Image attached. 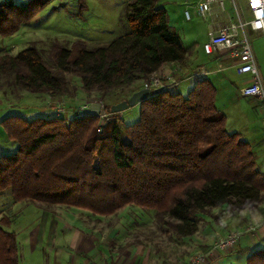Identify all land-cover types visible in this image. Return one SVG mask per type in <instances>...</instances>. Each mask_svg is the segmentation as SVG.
Segmentation results:
<instances>
[{
	"label": "trees",
	"instance_id": "1",
	"mask_svg": "<svg viewBox=\"0 0 264 264\" xmlns=\"http://www.w3.org/2000/svg\"><path fill=\"white\" fill-rule=\"evenodd\" d=\"M49 1H2L0 37L30 23ZM78 1L85 9L86 1ZM159 1L129 0L130 31L107 44L88 48L77 39L65 48L55 41L50 62L36 45L0 54V80L6 84L0 89L15 97L24 90L73 96L76 88L66 78L73 73L86 92L107 95L140 89L170 62L186 65L195 46H185ZM171 89L140 102L137 120L123 130L117 120L101 125L99 116H5L0 125L18 147L0 156V193L10 188L16 201L101 216L132 204L155 209L164 233L179 237L195 234L209 216L221 223L216 208L239 214L258 207L264 173L250 143L228 131L226 115L216 106V86L204 77L187 94ZM10 222L0 226V264H21L17 234L4 228ZM247 264H264V249L251 252Z\"/></svg>",
	"mask_w": 264,
	"mask_h": 264
},
{
	"label": "rangeland",
	"instance_id": "2",
	"mask_svg": "<svg viewBox=\"0 0 264 264\" xmlns=\"http://www.w3.org/2000/svg\"><path fill=\"white\" fill-rule=\"evenodd\" d=\"M2 1L5 0H0V3ZM25 1L27 0H15L16 3ZM85 1L86 7L81 10L78 0H50L38 18L25 26L26 29L23 28L24 30H20L12 38L0 37V54L4 52L16 53L23 48L36 45L43 49L44 58L50 62L48 55L55 41H59L63 47L69 48L75 40L83 39L88 48H94L101 44H107L116 36L130 31L127 19V2L129 0ZM199 1H159V5L166 9L168 17H170V26L173 30L180 35H184L186 31L197 33L196 37L201 45L195 46L193 53L186 62V66L195 68L203 63L207 67L212 65L209 62L210 56L203 49V43L207 39L205 37L207 23L197 11ZM238 2L245 17L250 18L247 0H238ZM227 6L232 9L229 3ZM185 9L192 12L191 20L186 19ZM184 41L185 46L191 44L189 39H184ZM163 73H167V71ZM212 77H227L228 87L231 88L228 91L234 93L241 82L239 81L240 77L244 76H239L232 70L229 73L225 72ZM66 78L77 91L76 85L80 84V77L73 73H67ZM0 83L3 85V80H0ZM218 83H216L217 87L221 88ZM187 89L188 83H183L171 90L185 93ZM76 91L73 96L67 97H74ZM10 92V90L6 91L1 87L0 104L5 106L6 102H17L15 96L11 95ZM132 92L127 89H113L104 95L100 91H93L89 93L86 101L89 99H96L98 102L102 100L106 106L128 98ZM26 101H32L29 102L30 109L37 107V102H34L32 98H27ZM86 101H77L75 106L70 108L64 98L51 97L48 104L52 109V114H45L44 116L56 115L58 107L64 106L66 111H63L60 116L74 117L79 106ZM220 111L225 114V111ZM138 116L139 107L135 105L123 112L111 114L109 121L117 120L119 127L123 130L128 124L137 120ZM0 134L2 135L0 137V156L1 154L14 153L18 143L9 139L1 126ZM7 141L11 144L8 145ZM12 145H15L14 149H10ZM155 214V209H147L132 204L122 208L114 215L101 216L73 206L16 201L10 188L0 193V226H3L2 220L7 221L9 219L11 221L10 225L4 226V228L17 234L21 264H78L77 259L79 261L81 257L82 260L84 254L90 255L89 252L97 256V258L92 256L93 264H131V261L135 257L137 258L138 254L141 257L145 256L147 246H150V251L164 250L165 256H169L168 259L173 258L174 254L179 255L178 253L183 250L188 253L192 252L189 257L198 251H204L201 247H194L191 250L192 248H189L188 245H172L170 243L171 236L164 233ZM114 232L119 236L112 238ZM175 238V235L172 236V240ZM92 246H95L94 250L89 251ZM56 252L59 254L58 256H56ZM61 253H65L68 258L60 260ZM140 260L141 258L138 260V264L141 262ZM84 261H89L88 257H85Z\"/></svg>",
	"mask_w": 264,
	"mask_h": 264
},
{
	"label": "crops",
	"instance_id": "3",
	"mask_svg": "<svg viewBox=\"0 0 264 264\" xmlns=\"http://www.w3.org/2000/svg\"><path fill=\"white\" fill-rule=\"evenodd\" d=\"M229 6H231L230 3ZM248 12L250 14L249 9ZM38 16L34 18L30 23L37 19ZM30 23L23 24L16 33L7 36L6 38L14 37L20 30L26 29L27 27L25 26ZM169 23L171 25L170 17ZM206 23L207 29L205 31V37L208 38L209 23L207 21ZM249 33L252 39L254 52L256 54L257 62L260 67L264 83V33L262 31H254L251 29ZM196 35L197 33L195 31H186L184 35L181 34L180 36L183 41L184 39L190 40L191 44L187 45L186 47H190L193 45L200 46L201 44L199 40H197ZM207 55L210 56L209 62L212 64L210 67H207L204 63L196 68L184 65L185 73L183 75L182 73L175 72V77L179 81L176 84L172 83V88H177L178 85L188 83L187 91L185 93L180 91L183 94H187L196 82V80L191 75H193L201 67H203L207 71V75L205 76V78H208L216 86V105L219 110L225 111L228 131L231 133H239L243 139L250 143L255 154L257 166L264 173V110L261 106L260 100L257 97L245 96L241 93V89L250 83L251 77L249 74H239L237 72L236 62L234 59L224 57L218 53ZM172 70L173 65L171 63H168L166 71L170 72ZM232 70H234L235 73L239 74V76H244L240 77L239 81L241 82L237 87L238 89H235L234 93L228 91L231 88L228 87L227 77H212L225 72L229 73ZM215 82H219L218 84H220L221 88H218ZM76 86L77 91L74 97H63L70 108L75 106L77 101H86L87 97L89 96V93L84 90L81 80L80 84ZM141 87L142 86H140V88ZM27 98H32L34 102H37V107L30 109L29 102L32 101L27 102ZM15 99L17 101L16 103L6 102L5 106L3 104H0V121L9 114H21L27 118H34L37 116H44L45 114H52V109L48 104V101L50 102L51 97L48 94L34 93L24 90L22 91L21 95L15 97ZM136 106L139 107V104H137ZM20 108L22 109L20 110ZM1 136L2 135L0 134V137ZM7 144L10 145L11 143L7 141ZM14 148L15 145H12L10 147V149ZM214 212L220 216L222 220L221 223H216L214 221V218H212V216H209L207 217V222L201 225L200 229L193 235L185 237H179L175 235L176 238L172 240V236L174 235L165 233L168 236H171L170 243L172 245H188L189 248H192L191 250H193L194 247H201L208 253V260L206 264H247V258L251 252L259 249H264V201L255 209L246 210L239 214H228L226 212H223L220 208H216ZM250 226H254L255 229L250 230ZM234 230L243 231V234L241 235L234 249L223 250L221 248L215 247L214 243L217 233L228 234ZM115 234L116 232L113 233L112 238H114L115 236H119V234ZM94 247L95 246H92L89 251L94 250ZM149 247L150 246H147V251H145L146 254L144 257H141V255L138 254V259L135 257L131 261V264H138V260L140 258L141 262H139V264H183L187 262L189 255L192 253H188L187 251L183 250L182 252L178 253L179 255L174 254L173 258L168 259L167 257L169 256H165L164 250L158 249L160 251H150ZM89 254L90 255H88V253L84 254V257H82L83 259L81 260L80 257V260L78 261L77 259L76 262H78V264H91L92 262L94 263L92 256H94V258H97V256L93 255V253L90 252ZM58 255L59 254L56 252V256ZM60 256V260L68 258L65 253H61ZM85 257H88L89 261H84ZM146 257L147 259H145Z\"/></svg>",
	"mask_w": 264,
	"mask_h": 264
},
{
	"label": "built area",
	"instance_id": "4",
	"mask_svg": "<svg viewBox=\"0 0 264 264\" xmlns=\"http://www.w3.org/2000/svg\"><path fill=\"white\" fill-rule=\"evenodd\" d=\"M227 3H230L232 9H229ZM247 7L250 11V18H246L242 7L238 0H200L197 3V11L205 21L209 23L208 38L203 43V49L207 54H220L224 57L234 59L236 62V70L239 74H249L251 81L247 86L241 89V93L245 96L257 97L264 110V83L260 67L254 52L250 29L254 31H262L264 33V0H247ZM185 17L191 19L192 12L185 9ZM173 70L167 73L154 72L143 83L142 87H146L150 91V95L169 89L172 83L179 80L175 78V72L185 73L183 64L170 62ZM207 75V71L201 67L193 78L198 81ZM98 102L96 99H89L79 106L74 116H84L86 110L93 104ZM104 105L103 101H99ZM105 106V105H104ZM66 111L64 106H59L56 115L60 116ZM110 112H106L100 117L105 121L110 120ZM254 230V226L249 227ZM243 231L234 230L226 235L217 234L215 247L223 250H232L236 247ZM208 253L198 251L191 255L185 264H206Z\"/></svg>",
	"mask_w": 264,
	"mask_h": 264
},
{
	"label": "water",
	"instance_id": "5",
	"mask_svg": "<svg viewBox=\"0 0 264 264\" xmlns=\"http://www.w3.org/2000/svg\"><path fill=\"white\" fill-rule=\"evenodd\" d=\"M148 88L143 87L132 92V94L117 103L111 104L109 107L102 105L100 102L93 103L85 112L88 116H101L106 112L118 113L129 109L131 106H135L145 99H148L151 95ZM101 125H105V120L101 119Z\"/></svg>",
	"mask_w": 264,
	"mask_h": 264
}]
</instances>
